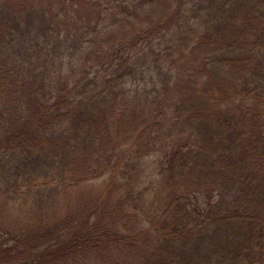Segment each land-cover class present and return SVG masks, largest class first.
Masks as SVG:
<instances>
[{"label":"trees","instance_id":"16d2710c","mask_svg":"<svg viewBox=\"0 0 264 264\" xmlns=\"http://www.w3.org/2000/svg\"><path fill=\"white\" fill-rule=\"evenodd\" d=\"M64 19L32 47L0 19V264H264V0Z\"/></svg>","mask_w":264,"mask_h":264},{"label":"rangeland","instance_id":"374dc122","mask_svg":"<svg viewBox=\"0 0 264 264\" xmlns=\"http://www.w3.org/2000/svg\"><path fill=\"white\" fill-rule=\"evenodd\" d=\"M66 1L67 3L65 2L64 4L65 11H63L61 7L58 5V3L61 4L60 0H44L42 4L38 6L37 9L35 8L36 10L34 9L36 12L32 15H30V13H23V14H19L18 12L15 13L9 6H6L4 8L6 9V11L2 16H0V19L5 20L6 24L4 26H6V28H10V29L15 28L14 31H16V36H15L16 46H20V45H22L21 47H32L35 45L37 46L39 42L38 40L42 39L41 37L42 33L40 32L43 30V28H49V27L59 28L57 21H55V16L62 18V20L64 21H66L64 18L66 19L71 18L74 19V21L78 25H84L85 17L89 14L90 7L92 6V4H98L100 0H88V4L82 2L81 4L82 8L80 14H78L75 9L70 7L69 0ZM16 4H17L16 0H14L12 2V5L16 6ZM42 9H45L46 12L44 13ZM42 14H49V18L45 19L42 16ZM33 28H36V31ZM147 161L148 162L146 163V168L149 169L147 171V174L144 176V179L147 180L149 184L150 183L149 180L155 179L157 177V173H158L157 168L159 166L160 159L157 156H155L148 158ZM101 183H102L101 180H98L95 181L93 184L96 187H98ZM212 198H215V196L199 194L197 196H194L193 200L200 207H204L205 205H207L209 201L212 200ZM14 210L15 209L11 210V213H13ZM18 214L20 216L19 211L15 216H18Z\"/></svg>","mask_w":264,"mask_h":264}]
</instances>
